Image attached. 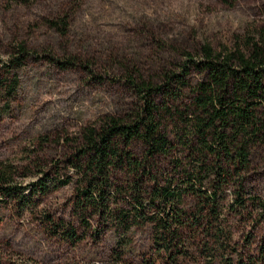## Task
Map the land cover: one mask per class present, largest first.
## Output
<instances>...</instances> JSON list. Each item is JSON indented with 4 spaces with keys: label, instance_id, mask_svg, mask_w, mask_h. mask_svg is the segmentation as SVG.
<instances>
[{
    "label": "rangeland",
    "instance_id": "obj_1",
    "mask_svg": "<svg viewBox=\"0 0 264 264\" xmlns=\"http://www.w3.org/2000/svg\"><path fill=\"white\" fill-rule=\"evenodd\" d=\"M64 15L69 16L65 35L46 24ZM249 41L264 44V0H0V66L17 56L18 45L29 50L19 88L0 118V163L31 173L18 181L27 192L36 191L24 210L0 203V264H142L144 256L171 264L166 256H153L148 222L127 232L124 260L117 263L112 253L123 231L96 214L86 229L75 212L74 182L51 186L44 196L34 190L36 183L50 185L55 171L74 176L67 158L82 128L106 115L132 113L139 105L133 79L161 84L166 75L192 67L185 79L189 86L176 101L187 102L193 86L205 78L194 69L204 46L228 52L246 49ZM67 59L77 64L65 68L57 62ZM174 129L169 124L171 138ZM132 150L141 155L143 145L135 142ZM161 167L172 169L168 161ZM241 184L248 199L264 198V144L253 148ZM235 189L226 192L221 217L231 223L230 253L237 261L240 253H257L264 244V219L241 215ZM196 202L187 197L185 206L192 209ZM249 208L256 211L252 203ZM47 215L55 223L65 221L61 228L75 227L80 239H66L62 229L56 234ZM191 251L179 264H223Z\"/></svg>",
    "mask_w": 264,
    "mask_h": 264
},
{
    "label": "trees",
    "instance_id": "obj_2",
    "mask_svg": "<svg viewBox=\"0 0 264 264\" xmlns=\"http://www.w3.org/2000/svg\"><path fill=\"white\" fill-rule=\"evenodd\" d=\"M46 24L65 35L69 16L46 19ZM17 52L1 61L0 118L19 88V70L29 56L24 44L18 45ZM57 62L65 68L77 64L71 59ZM195 66L205 78L193 86L192 95L183 103L176 101L189 86L185 79L192 67L185 65L182 73L166 75L161 84L133 79L141 99L132 113L106 115L82 128L67 158L76 179L55 171L50 185L36 183L34 190L44 196L51 186L74 182V208L84 227L91 228L90 219L96 214L123 231L112 253L117 263L124 260L127 232L133 225L148 222L156 246L153 256H166L171 264H179L192 249L223 264H264V244L257 253H240L235 261L230 253L232 226L221 217L226 192L236 186L235 207L242 210L241 215L264 219V198L248 199L241 186L243 174L251 167L253 148L264 144V44L249 41L246 49L218 53L204 46ZM171 123L173 138L168 132ZM135 142L143 145L141 155L132 150ZM161 161H168L172 169L163 171ZM19 168L12 162L0 163V203L24 210L32 205L36 191L27 192L18 181L31 174L20 173ZM187 197L197 201L192 209L185 206ZM46 218L56 234L62 229L66 239H80L75 227L61 228L65 221ZM142 264L157 261L144 256Z\"/></svg>",
    "mask_w": 264,
    "mask_h": 264
}]
</instances>
